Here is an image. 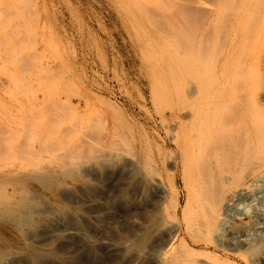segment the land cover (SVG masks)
Returning <instances> with one entry per match:
<instances>
[{"label":"rangeland","instance_id":"obj_1","mask_svg":"<svg viewBox=\"0 0 264 264\" xmlns=\"http://www.w3.org/2000/svg\"><path fill=\"white\" fill-rule=\"evenodd\" d=\"M252 1L0 0V175L15 173L0 185V264H163L168 233L153 223L167 219L179 226L174 253L264 264V153L223 169L254 195L225 210L220 230L193 237L173 142L200 87L224 91L226 117L259 107L264 119L260 43L228 54Z\"/></svg>","mask_w":264,"mask_h":264},{"label":"bare ground","instance_id":"obj_2","mask_svg":"<svg viewBox=\"0 0 264 264\" xmlns=\"http://www.w3.org/2000/svg\"><path fill=\"white\" fill-rule=\"evenodd\" d=\"M253 1H255V0H253ZM256 1L253 3H250V4H254V3H256ZM248 6H250V5L248 4ZM248 6L246 8H248ZM249 8L247 9L246 14H244L245 13L244 12L243 15H241L242 16L241 18L238 17L239 21L241 20V22H240L241 25H240V28L238 29V31L235 32V37L237 39V42H236V40L234 41V39L231 41V44H230L229 50H228L229 51L228 54L231 55L232 54L231 52H234L235 50H237V47H239V46H241V47L244 46L245 51H247V48L252 47L253 44L258 42V44L260 43L259 45H257V46H259L258 52L256 53L257 49H256V51L254 50L255 52H252L253 51L252 50V51H250V56H251V52L254 55H256V62L255 63H258V68H261L264 66V0H263V2H262V0L260 2H257L255 6L252 5ZM236 21H238V20H236ZM242 44H243V46H242ZM241 47H239V48L241 49ZM255 48H257V47H255ZM249 50H251V48ZM249 50L247 51L248 53H244V54H246L245 56H249ZM245 51H243V52H245ZM243 52H241V53H243ZM234 54H236V51ZM254 55H252V57H254ZM239 56L244 57L241 55H239ZM229 57H232V55ZM247 58H250V57H247ZM245 59H246V57H245ZM242 60H244V59L242 58ZM239 61H241V58L239 59ZM253 61H255V59ZM253 61H251V62L254 63ZM242 62L243 61L240 62L241 67H240V63L236 64L237 67L238 66L240 67L239 71H241V73L243 71L242 66L246 65V64H243ZM251 62H248V63L250 64ZM244 63H246V62H244ZM239 67L237 69H239ZM250 67H252V66H250ZM236 68H234V69H236ZM252 68H255V67L253 66ZM252 68L251 69L249 68L248 72L250 70H252ZM231 69H233V68H231ZM237 69L235 70V72L237 71ZM245 70H247V68ZM245 70H244V72H246ZM244 72H243V74H244ZM253 72L254 71H252V74H253ZM234 74H236V73H234ZM262 74H260V75H262ZM238 75H240V73ZM244 75H246V74H244ZM257 75L258 74L256 73L255 76H257ZM253 78H254V75H253ZM257 78L260 79L259 76ZM241 79L243 80V78H241ZM241 79L237 78V80H240L239 82H242ZM255 79H256V77H255ZM235 80H236V78H235ZM247 80H248V78L246 79V81ZM243 82H245V79ZM246 83L247 82H245V84L243 83V85H246ZM248 83H250V81ZM262 84H263V82H262ZM247 85L250 86L251 84L250 85L247 84ZM232 87H233V85H232ZM237 87L235 88V86H234L233 89L238 90ZM243 88H244V86H243ZM239 89H240V87H239ZM240 91H241V89H240ZM262 91H264V90L261 89L260 92H262ZM208 92H209V89L200 87V89L195 93V95L193 97L195 106L193 108L191 106L192 109L189 108L191 110H184V108L180 109V110H182L181 111L182 113L179 110L180 114L179 115L177 114L176 117L179 121V128L181 129L179 131H181V133H180L181 136L179 137L177 135L176 140L173 141L176 144H178L177 150L179 151V154H180V156L179 155L178 156L181 159L182 165L184 167V170H185V173H186V176L188 178L189 185H190V202H191L190 211H191V215L187 219V225H186L187 228L186 229L188 230V232L191 233V235L193 237H195L197 234L201 233V231H204V230H206V231H218V230H220V228L222 226L227 225L226 217L228 216V213L225 210L230 209V207L232 206V204L234 203L235 200L239 199L238 201H240L241 199H249V198H252L254 195V188L252 189L251 186H244L242 184H239V183H241V181L232 185V183L229 181L230 178L228 176L222 175V173L224 171L223 169L225 167H227L228 165H233V164L235 165V168H236V165L241 164V162L245 163V161H248V160H249L248 162H250L252 159H254V157H256V155L257 156L259 155V153H258L259 151H262L264 153V119H263V117H261V114L257 110V109H259V107H257V109H256L257 112L245 111V110L241 111V109L238 111H234L235 109L233 108L234 110L232 109L233 111L230 113V115L228 117H226L222 113L224 109L222 110V112L220 109L224 103V93H223L224 91L221 92V94L219 96H217V97L215 96L214 98L211 97V95L209 96L208 94L210 92L209 93ZM237 92H239V91H237ZM219 93H220V91H219ZM231 94H232V92H231ZM233 95L234 94H232V96ZM235 96H237V95H235ZM259 97H260V102H261L262 106H264V92H262ZM259 97H257L258 98V99H256L257 101L259 100ZM55 100H57V99H55ZM232 100H233V98H232ZM245 100H248V98ZM254 100L255 99L253 98V100H252L253 104L255 102H257L256 100L254 102ZM226 101H227V99H226ZM240 101H241V99H240ZM62 102H65V100L61 101V103ZM67 102H69V100ZM243 102L241 101V104H243ZM249 102H251V101H248V103H247L248 105H249ZM65 103H64L65 107H68L69 106L68 103H67L68 106ZM247 104L245 106H247ZM258 104H259V101H258L257 105ZM243 105L241 107H244ZM250 105H252V104H250ZM54 107L56 109V105H54ZM248 107H247V109H248ZM51 108H53V106H51ZM262 109H263V107H262ZM63 110H64V108L62 109V111ZM66 110L68 111L67 108H66ZM67 111L64 113H67ZM51 115H50V117H51ZM53 115H52V117H53ZM58 117H59V114H58ZM61 118H64V117L61 116ZM238 119L240 121L243 120L244 123L241 124L237 121L236 122L237 124H236L234 121H236ZM177 127H178V125H177ZM174 136L175 135L173 134L172 138ZM169 137H171V136H169ZM178 137H179V139H178ZM42 147L41 148L38 147V148L41 150ZM176 147H177V145H176ZM34 149H36V148H34ZM39 149H38V151H39ZM43 149H45V147ZM30 152L32 153V151H30ZM33 152H36V150ZM39 152L42 153V151H39ZM260 154H261V152H260ZM176 157H177V155H176ZM256 159H257V157H256ZM254 161H256V160L254 159ZM61 162H63V161H61ZM252 163H255V162H252ZM59 164L61 165V163H59ZM65 164L67 165V163H65ZM68 165H67V167H68ZM150 166H149V168H150ZM52 168H54V165ZM52 168H46L45 166H44V168L43 167L39 168L37 165V168H35L34 170L36 173H41L40 175H43L44 172L49 173V175H50V169H52ZM260 169H262V168H260ZM56 170L57 169H55L54 171H56ZM257 171H259V170H257ZM257 171H255V172L257 173ZM149 172H147V173H149ZM51 174L53 175V173H51ZM14 175H15V173L12 171L2 173V175H0V185L5 183L6 181L9 182L13 178ZM257 175H259V174H257ZM44 176H46V175L44 174ZM44 176H41V177H44ZM24 179H26V178H24ZM150 179H152V178H150ZM227 182H228V185L230 183V185H232V186H230V185L227 186L226 185ZM160 191H161L160 196L162 199L167 197L168 192L165 188H162V190H160ZM156 200H158V199H156ZM0 205H1V202H0ZM3 208H2V210H3ZM4 210H5V208H4ZM6 212H4V213H6ZM153 226L159 227L168 233L167 237L165 239H163V240H165L164 244H163L164 252L162 254H160V256H159L160 259L162 260V262L164 260L163 264H204L203 260H202V263H199L197 261H200V260H196V259L193 260L194 258L189 259L187 257L179 255L178 253H174V250H173L174 247L173 246L176 244V243L174 244V241L176 240V238L178 236V232H179V226H178L176 221L167 219V221L165 220V222H160L158 220V221H154ZM156 239H159V238H156ZM159 246H160V244H159ZM175 247H176V245H175ZM186 255H188V254H186ZM156 260H158V259H156ZM158 263H160V262L158 261ZM208 263H210V262L205 261V264H208Z\"/></svg>","mask_w":264,"mask_h":264}]
</instances>
